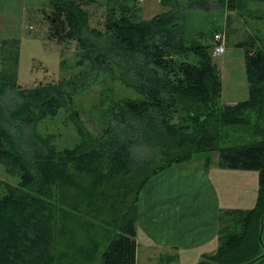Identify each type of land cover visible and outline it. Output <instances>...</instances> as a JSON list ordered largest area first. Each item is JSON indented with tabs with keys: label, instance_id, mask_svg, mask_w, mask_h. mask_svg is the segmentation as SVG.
<instances>
[{
	"label": "trees",
	"instance_id": "trees-1",
	"mask_svg": "<svg viewBox=\"0 0 264 264\" xmlns=\"http://www.w3.org/2000/svg\"><path fill=\"white\" fill-rule=\"evenodd\" d=\"M136 2L47 0L43 12L49 22V38L58 42L77 41L76 66L87 67L94 77L114 75L117 69L128 91L134 95L126 94L123 99L109 104L108 109L118 124L109 127L112 134L106 137L103 133L96 145L87 143L88 135L84 127L78 125L79 141L74 146L58 151L47 142L43 143L45 148L41 146L38 151L47 152L46 155L28 157L20 138L0 124V161L18 178L15 184L0 180V264H67L65 259V263L62 261L67 252L56 251L58 237L62 234L71 241L73 233L67 225L68 210L59 206L64 202L53 192V186H79L67 168L69 162H74L79 171L97 174L91 187H84L88 198H94L106 180V185L114 189L105 192L103 202L118 211L121 209L115 203H128L121 231L103 249L99 264H136L138 202L144 185L164 169L189 162L202 153L207 154L205 167L208 169L212 151H218L221 167L259 172L258 198L253 208L220 212L218 248L196 264H210L209 261H214L213 264H264V229L261 232L264 51L253 47L252 42L239 41L245 47L249 97L234 104L222 103L220 69L209 53V46L204 49L202 45L189 43L187 14L166 10L149 19L137 20ZM219 3L234 8L237 0H219ZM91 5L104 7V19L99 25H92L93 12L88 8ZM197 6L210 9L207 1L198 2ZM4 44L5 40L0 48L1 56L5 53ZM15 48L12 63L18 67V42ZM64 63L65 59L63 66ZM9 67L8 64L0 69V120L15 122L20 130L48 116H56L66 107V96L73 102L72 94L79 89V83L88 84L91 76L81 69L76 72L79 78L64 76L57 80L45 67L44 76L36 78L32 82L34 86L26 89L17 83V67L14 78L6 72ZM11 92L17 97L7 100L5 97ZM105 101L102 98L100 105H105ZM250 116H253L251 136L255 139L242 144H223L222 127L249 124ZM176 118L178 122L174 121ZM33 131L38 133V128ZM37 137L40 139L39 134ZM138 144L155 150L159 162L151 171H148V162L135 163L131 148ZM133 194L135 198L131 201ZM114 195L121 201L117 202ZM237 213L243 216L242 231L230 232L224 243L222 222L226 224V217ZM59 224L61 231L57 229ZM100 248L98 241L88 246L80 261L94 264Z\"/></svg>",
	"mask_w": 264,
	"mask_h": 264
},
{
	"label": "rangeland",
	"instance_id": "rangeland-1",
	"mask_svg": "<svg viewBox=\"0 0 264 264\" xmlns=\"http://www.w3.org/2000/svg\"><path fill=\"white\" fill-rule=\"evenodd\" d=\"M96 1L105 2L106 0ZM206 1L210 9L197 6L198 2ZM25 2L26 0H0V48L1 41L5 40V53L2 56L0 53V69L9 64V70L6 72L12 78L15 77L14 71H16L17 66L12 61H14V52L17 50L15 43L18 42L19 64L16 79L18 85L26 89L34 86L32 82L36 78L44 76L45 67L57 80H61L64 76L67 78L70 76L68 79L72 76L79 78L81 76L76 72L81 69L85 75L88 72L91 76L88 77V84L79 83V89L75 90V94H72L73 102L70 101L69 96H66V107L62 108L56 116H48L37 124L27 125L24 130L18 129L15 122L10 124L5 120H0V124L11 135L15 134L20 138L21 145L26 150L28 157L41 154L38 151L41 150V146L45 148L43 143L47 144V142L56 146L58 151L63 147L74 146L79 141L78 125L84 127L82 128L88 135L85 137L87 143L96 145L98 138L103 133L106 137L112 134L109 127H116L118 124L117 119H113L112 112L108 109L109 104L114 100L123 99L126 94H134L132 91H128L125 80L119 76L117 69H115L114 75L99 74L94 77L87 67L76 66L79 50L77 41L58 42L49 38V22L43 12L47 7V0H44L43 7L30 9L27 15L21 14V7ZM222 6L219 0H137L135 19H149L166 10L185 12L187 14L186 38L189 39V43L202 45L204 49L207 46L210 47L209 53L218 65L222 77L221 100L222 103L228 104L237 103L249 97L245 47L240 45L239 41L252 42L253 47L261 48L264 51V1L237 0L234 8H230L228 5ZM88 8L93 12L92 25H99L104 19V7L91 5ZM47 11L50 9L48 8ZM25 20L29 24L28 28L25 26ZM223 30H226L227 51L222 55L214 56L212 48L215 44V34ZM63 59H65L64 66L62 65ZM80 81L81 79H79ZM109 88L113 91L111 92ZM16 97L17 94L11 92L5 98L9 100ZM102 98L106 99L105 105H100ZM18 100L22 101V98L18 97ZM78 111L80 118H78ZM250 118L249 124L222 127L223 144H242L255 139V136H251L253 116ZM174 121L178 122L179 119L176 118ZM35 127L38 128V133L33 131ZM37 134L40 135V139ZM131 150L134 154L135 163H149L148 171H151L159 162V159L155 158V150L145 144L135 145ZM46 154L47 152L41 155ZM213 155L217 160L219 153L215 151ZM195 159L200 161L203 156L197 155ZM67 168L79 182V186L64 185L61 188L53 186V192L64 202L59 203V206H64L68 210L67 225L69 231L73 233V238L70 241L68 236L60 234L58 237L59 246L56 251L67 252L62 260L63 263H65V259L67 264H71V262L73 264H85L80 261L84 259V251L88 246L91 247L98 241L101 248L94 264H99L101 252L121 231L120 226L128 203L122 202L121 198L119 199L118 196L114 195L117 202L121 201V203L115 204L123 211L122 213L114 208L110 209L103 202L106 196L105 192L109 193L114 189L113 186L108 187L106 185V180L103 181V186L98 189L99 192L95 197L88 198L87 190L84 187H91L97 174L77 170L74 162H69ZM0 180L13 184L17 183L18 180L16 176L7 171V165L2 161H0ZM1 193L2 191H0ZM134 198L133 194L130 200L133 201ZM242 217L237 213L226 217V224L222 222L224 243L230 232L242 231ZM61 228L62 225H57L58 230L61 231ZM252 242L255 244V235H253ZM209 263L213 264L214 261H209ZM139 264H156V262L150 263L140 259Z\"/></svg>",
	"mask_w": 264,
	"mask_h": 264
},
{
	"label": "crops",
	"instance_id": "crops-1",
	"mask_svg": "<svg viewBox=\"0 0 264 264\" xmlns=\"http://www.w3.org/2000/svg\"><path fill=\"white\" fill-rule=\"evenodd\" d=\"M43 5L44 0H26L21 14ZM214 153H209L208 169L207 154L202 153V160L170 166L144 185L138 202L136 264L140 259L196 264L218 248L222 210L255 206L259 172L221 167Z\"/></svg>",
	"mask_w": 264,
	"mask_h": 264
},
{
	"label": "built area",
	"instance_id": "built-area-1",
	"mask_svg": "<svg viewBox=\"0 0 264 264\" xmlns=\"http://www.w3.org/2000/svg\"><path fill=\"white\" fill-rule=\"evenodd\" d=\"M226 36L223 31L221 32H216L215 34V47L213 49V54L218 56L222 55L226 52Z\"/></svg>",
	"mask_w": 264,
	"mask_h": 264
},
{
	"label": "water",
	"instance_id": "water-1",
	"mask_svg": "<svg viewBox=\"0 0 264 264\" xmlns=\"http://www.w3.org/2000/svg\"><path fill=\"white\" fill-rule=\"evenodd\" d=\"M264 229V218L262 219V227H261V232L263 231ZM260 239H261V236H260Z\"/></svg>",
	"mask_w": 264,
	"mask_h": 264
}]
</instances>
